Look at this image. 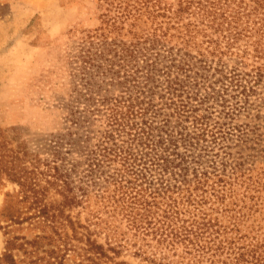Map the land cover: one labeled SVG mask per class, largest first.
I'll return each instance as SVG.
<instances>
[{
	"label": "trees",
	"instance_id": "obj_1",
	"mask_svg": "<svg viewBox=\"0 0 264 264\" xmlns=\"http://www.w3.org/2000/svg\"><path fill=\"white\" fill-rule=\"evenodd\" d=\"M100 2L101 25L82 35L78 61L123 75L122 95L101 113L104 129L94 143L78 138V163L61 153V139L31 151L0 131V176L29 200L27 219L47 239L64 235L65 246L74 226L65 212L96 202L85 223L78 217V264H128L116 261L128 246L153 264H264V233L244 225L245 205L234 199L242 164L203 145L224 135L214 117L233 119L264 91V0ZM14 240L4 254L11 264Z\"/></svg>",
	"mask_w": 264,
	"mask_h": 264
},
{
	"label": "rangeland",
	"instance_id": "obj_2",
	"mask_svg": "<svg viewBox=\"0 0 264 264\" xmlns=\"http://www.w3.org/2000/svg\"><path fill=\"white\" fill-rule=\"evenodd\" d=\"M105 11L100 0H0V131L14 143L25 141L36 151L48 139H61V153L70 163H78V138L92 137L94 143L96 133L104 129L101 113L107 100L122 95L123 75L80 69L78 44L85 32L100 27ZM221 110L213 106L214 115L220 116ZM213 121L223 124L224 135H213L217 144L210 143L209 135L203 145L207 153L231 155V165L239 159L244 172L233 186L234 199L245 205L244 225L264 233V91L233 119ZM41 153V159H51ZM71 176L78 193V169ZM17 191L16 184L0 176V264H11L4 254L6 242L13 238L14 264H78V217L85 223L89 211L98 207L96 202L91 201L87 210L77 205L65 212L74 223L73 229L65 228L69 240L65 246L64 235L47 239L50 232L27 219L33 210L29 200L21 202ZM114 225L126 230L118 221ZM42 234L45 239L37 248L23 245ZM97 239L104 243L103 234ZM130 247L122 250L117 262L153 264L133 255Z\"/></svg>",
	"mask_w": 264,
	"mask_h": 264
}]
</instances>
